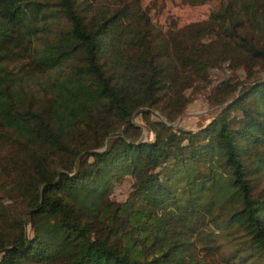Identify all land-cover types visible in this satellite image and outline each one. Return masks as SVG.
<instances>
[{
  "label": "trees",
  "instance_id": "obj_1",
  "mask_svg": "<svg viewBox=\"0 0 264 264\" xmlns=\"http://www.w3.org/2000/svg\"><path fill=\"white\" fill-rule=\"evenodd\" d=\"M216 1L164 27L143 0H0V264L264 259V0H182ZM219 69L210 122L173 126Z\"/></svg>",
  "mask_w": 264,
  "mask_h": 264
},
{
  "label": "rangeland",
  "instance_id": "obj_2",
  "mask_svg": "<svg viewBox=\"0 0 264 264\" xmlns=\"http://www.w3.org/2000/svg\"><path fill=\"white\" fill-rule=\"evenodd\" d=\"M219 1L206 5L187 4L182 0H143V5L147 8L152 15L155 22L167 27L172 21H177L180 25H185L193 21L203 20L216 9ZM238 76L244 78L245 75L242 70L238 71ZM231 76V72L227 69H219L214 71L213 79L214 84L209 87H197L188 92L189 101L186 104L184 112L178 119L171 123L175 127L185 129L198 130L200 127L208 124L215 115L216 110L222 106H213L209 96L212 93L213 87L222 79ZM153 118H164V115L159 111H154ZM136 124L142 126L141 138L144 140L153 139L154 135L146 127L141 114H136L134 117ZM131 188L129 181L117 184L114 189L113 198L117 201H125L128 197ZM224 252L228 253L234 250L235 245L227 244V239L222 238ZM226 247V248H225ZM247 264H264V259L248 260Z\"/></svg>",
  "mask_w": 264,
  "mask_h": 264
}]
</instances>
